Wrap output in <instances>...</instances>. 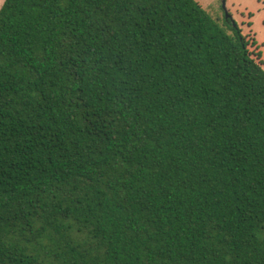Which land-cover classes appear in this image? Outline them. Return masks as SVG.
<instances>
[{
	"label": "trees",
	"instance_id": "1",
	"mask_svg": "<svg viewBox=\"0 0 264 264\" xmlns=\"http://www.w3.org/2000/svg\"><path fill=\"white\" fill-rule=\"evenodd\" d=\"M0 264H264V61L197 0H5Z\"/></svg>",
	"mask_w": 264,
	"mask_h": 264
},
{
	"label": "rangeland",
	"instance_id": "2",
	"mask_svg": "<svg viewBox=\"0 0 264 264\" xmlns=\"http://www.w3.org/2000/svg\"><path fill=\"white\" fill-rule=\"evenodd\" d=\"M219 20L229 17L242 29L250 50L264 61V0H197ZM5 0H0V9Z\"/></svg>",
	"mask_w": 264,
	"mask_h": 264
},
{
	"label": "water",
	"instance_id": "3",
	"mask_svg": "<svg viewBox=\"0 0 264 264\" xmlns=\"http://www.w3.org/2000/svg\"><path fill=\"white\" fill-rule=\"evenodd\" d=\"M224 4H225V0H224Z\"/></svg>",
	"mask_w": 264,
	"mask_h": 264
}]
</instances>
